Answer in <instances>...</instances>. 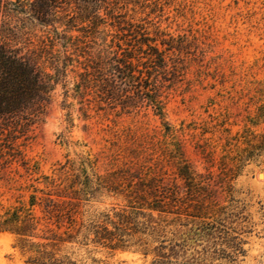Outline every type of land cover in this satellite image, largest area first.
Here are the masks:
<instances>
[{
	"label": "rangeland",
	"instance_id": "374dc122",
	"mask_svg": "<svg viewBox=\"0 0 264 264\" xmlns=\"http://www.w3.org/2000/svg\"><path fill=\"white\" fill-rule=\"evenodd\" d=\"M156 1L162 11L141 15L136 24L173 38L166 42L174 49L166 56L170 73L158 76L163 118L145 103L98 110L82 89L74 91L82 70L67 61L66 75L42 114L18 130L11 124V135L1 142L11 143V156L0 149V227L6 229L0 230V264H20L39 244L55 245L79 264L140 262L136 255L111 252L80 236L68 238L39 207L29 206L32 195L43 193L66 201L83 198L73 181L85 159L93 165L89 175L110 187L95 190L80 204L85 216L126 204L122 171L143 169L179 192L190 177L208 184L221 203L226 197L221 186L228 181L221 172L229 170L235 195L251 205L255 224L241 264H264V0ZM29 4L0 0V38L39 57L42 68L49 67V59L61 66L63 49L52 33L58 24L38 23ZM30 208L33 231L24 217ZM13 214L22 233L34 235V244L23 250L14 247L17 238L8 230Z\"/></svg>",
	"mask_w": 264,
	"mask_h": 264
},
{
	"label": "trees",
	"instance_id": "16d2710c",
	"mask_svg": "<svg viewBox=\"0 0 264 264\" xmlns=\"http://www.w3.org/2000/svg\"><path fill=\"white\" fill-rule=\"evenodd\" d=\"M29 1L31 16L38 23L58 24L52 33L61 42L64 55L61 66L58 60L49 59L46 71L39 64V57L23 53L6 38H0V147L6 144L0 148L3 154L11 150L10 142L1 143L11 135V124H16L14 129L18 130L19 124H31L42 114L59 78L66 75L70 65L67 61H75L82 70L74 91L79 93L82 89V94L90 96L98 110L136 108L139 103H145L155 116L163 118L158 76L170 73L166 56L174 49L166 42L173 38H167L157 28L150 31L136 24L141 15L150 17L161 12L162 3L156 0ZM92 167L85 159L74 174L73 184L79 186L74 192L83 198L69 197L66 201L64 196L43 193L41 198L32 195L29 206L39 207L43 218L63 229L68 238L80 236L111 252L136 255L138 264L242 263L246 256L244 246L255 224L251 205L235 195L234 175L229 170L221 172L228 180L225 187L221 186L226 191L221 203L215 200L208 184L195 183L190 177L184 180L179 192L176 186L165 184L143 169L122 171V186L117 188H122L126 204L85 216L80 204L89 201L95 190L110 189L93 173L95 182L92 181L88 173V170L93 172ZM31 208L24 217L33 231ZM12 217L8 230L17 238L14 247L23 250L27 243L32 246L34 235L23 234L17 215ZM0 230L6 229L0 227ZM20 264L79 262L55 245L39 244Z\"/></svg>",
	"mask_w": 264,
	"mask_h": 264
}]
</instances>
